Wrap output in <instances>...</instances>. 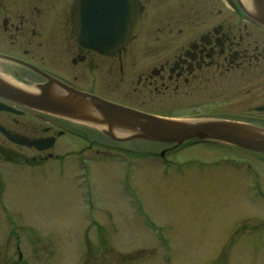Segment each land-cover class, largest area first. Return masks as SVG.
I'll list each match as a JSON object with an SVG mask.
<instances>
[{
    "label": "rangeland",
    "instance_id": "rangeland-1",
    "mask_svg": "<svg viewBox=\"0 0 264 264\" xmlns=\"http://www.w3.org/2000/svg\"><path fill=\"white\" fill-rule=\"evenodd\" d=\"M155 9L145 30L161 25ZM93 135V151L62 136L51 153L63 160L0 157V264H264L263 154Z\"/></svg>",
    "mask_w": 264,
    "mask_h": 264
},
{
    "label": "flooded vegetation",
    "instance_id": "flooded-vegetation-1",
    "mask_svg": "<svg viewBox=\"0 0 264 264\" xmlns=\"http://www.w3.org/2000/svg\"><path fill=\"white\" fill-rule=\"evenodd\" d=\"M139 1L140 31L107 55L76 38L74 0H0V157L63 160L71 153L51 151L67 135L88 151L98 143L93 134L122 144L97 127L103 115L95 98L159 116L151 107L171 105L191 110L181 114L190 118L264 129V0ZM155 6L161 25L145 30Z\"/></svg>",
    "mask_w": 264,
    "mask_h": 264
},
{
    "label": "water",
    "instance_id": "water-1",
    "mask_svg": "<svg viewBox=\"0 0 264 264\" xmlns=\"http://www.w3.org/2000/svg\"><path fill=\"white\" fill-rule=\"evenodd\" d=\"M139 8V0H74V32L86 46L105 54L114 53L139 31ZM261 22L264 23V20ZM92 101L103 115V120L97 122V126H105L104 132L120 141L145 139L179 145L194 137L199 141L224 142L264 152V132L253 125L224 120L179 121L140 113L111 103L104 105L97 98ZM114 128L125 135H117ZM28 144L39 147L40 142L32 141Z\"/></svg>",
    "mask_w": 264,
    "mask_h": 264
},
{
    "label": "bare ground",
    "instance_id": "bare-ground-1",
    "mask_svg": "<svg viewBox=\"0 0 264 264\" xmlns=\"http://www.w3.org/2000/svg\"><path fill=\"white\" fill-rule=\"evenodd\" d=\"M114 132L119 135V136H123L125 135V133H121L120 130L118 131L117 129L114 128Z\"/></svg>",
    "mask_w": 264,
    "mask_h": 264
}]
</instances>
